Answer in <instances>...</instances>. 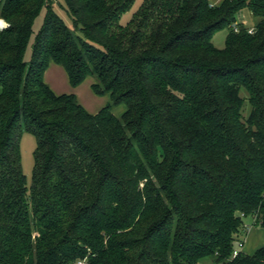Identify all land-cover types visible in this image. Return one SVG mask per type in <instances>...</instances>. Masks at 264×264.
Masks as SVG:
<instances>
[{
  "label": "trees",
  "instance_id": "trees-1",
  "mask_svg": "<svg viewBox=\"0 0 264 264\" xmlns=\"http://www.w3.org/2000/svg\"><path fill=\"white\" fill-rule=\"evenodd\" d=\"M64 1L74 29L54 0H0V264H264L233 257L248 216L264 228V0H145L127 24L135 0ZM51 62L110 102L57 94Z\"/></svg>",
  "mask_w": 264,
  "mask_h": 264
},
{
  "label": "rangeland",
  "instance_id": "rangeland-1",
  "mask_svg": "<svg viewBox=\"0 0 264 264\" xmlns=\"http://www.w3.org/2000/svg\"><path fill=\"white\" fill-rule=\"evenodd\" d=\"M145 0H135L130 9H128L121 17V23L127 24L132 20L134 15L139 11ZM52 9L54 12L65 22V24L74 29L73 22L69 16L66 8V3L64 0H54ZM49 8L45 6L37 17L34 24V32L30 38L29 45L26 51V59L32 61L33 57V45L36 41V37L44 25L46 16L48 14ZM243 21L248 25L253 27L259 18L250 14L248 10H244L241 14ZM3 23L8 25L4 18L0 17ZM80 33V32H78ZM228 29L217 30L213 35V43L216 47L224 48L226 44ZM46 83L57 93H74L79 102L89 111L95 112L103 108L110 102V96L108 94L99 95L97 94L92 85L95 83L96 78L93 76H88L82 83L77 86L72 85L69 80L68 73L66 69L55 62H51L46 69L45 77ZM245 90L242 89L241 94L245 95ZM251 105L247 102L245 104L244 115L247 117L251 112ZM126 110L125 104H121L113 108V112L117 116H121ZM21 146V161L22 167L25 175L27 176L28 184L32 183L34 167H35V151L37 149V138L32 131L24 130L20 139ZM246 222L252 225L251 232H248L246 236L247 241L245 244L244 252L253 253L257 248L264 245V228L261 225L254 224L253 218L248 216Z\"/></svg>",
  "mask_w": 264,
  "mask_h": 264
},
{
  "label": "built area",
  "instance_id": "built-area-1",
  "mask_svg": "<svg viewBox=\"0 0 264 264\" xmlns=\"http://www.w3.org/2000/svg\"><path fill=\"white\" fill-rule=\"evenodd\" d=\"M6 26L7 25L4 24L3 26H0V28H4ZM250 32H253V28L250 29ZM254 221H255V219H254ZM244 229H245V231L248 234V232H251L252 225H250L249 223H245ZM245 240H246V238L237 241L236 247H235V249L233 251V257H236L241 252H244L245 243H246ZM66 264H88V259H87V257L86 258H78V259L72 260V261H70L69 263H66Z\"/></svg>",
  "mask_w": 264,
  "mask_h": 264
},
{
  "label": "crops",
  "instance_id": "crops-1",
  "mask_svg": "<svg viewBox=\"0 0 264 264\" xmlns=\"http://www.w3.org/2000/svg\"><path fill=\"white\" fill-rule=\"evenodd\" d=\"M223 0H211L212 3L214 4H220ZM100 110V109H99ZM98 111H95L93 113H96ZM248 235V234H247ZM247 238V237H246ZM247 242V241H246ZM246 245V244H245ZM204 264H213L212 262L208 261V262H205Z\"/></svg>",
  "mask_w": 264,
  "mask_h": 264
},
{
  "label": "bare ground",
  "instance_id": "bare-ground-1",
  "mask_svg": "<svg viewBox=\"0 0 264 264\" xmlns=\"http://www.w3.org/2000/svg\"><path fill=\"white\" fill-rule=\"evenodd\" d=\"M4 23H3V20H0V26H3Z\"/></svg>",
  "mask_w": 264,
  "mask_h": 264
}]
</instances>
